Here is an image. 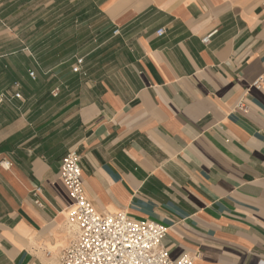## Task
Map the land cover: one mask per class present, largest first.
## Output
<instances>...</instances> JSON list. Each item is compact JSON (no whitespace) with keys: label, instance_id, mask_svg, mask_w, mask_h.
Masks as SVG:
<instances>
[{"label":"crops","instance_id":"0c3cea01","mask_svg":"<svg viewBox=\"0 0 264 264\" xmlns=\"http://www.w3.org/2000/svg\"><path fill=\"white\" fill-rule=\"evenodd\" d=\"M31 1L62 9L20 8ZM68 7L98 28L71 40L83 51L49 49L42 34L35 49L0 52V74L26 59L22 97L0 103V264H61L76 232L59 175L69 150L94 209L166 226L171 257L264 264V0ZM79 57L78 72L44 61Z\"/></svg>","mask_w":264,"mask_h":264},{"label":"built area","instance_id":"2783aa9c","mask_svg":"<svg viewBox=\"0 0 264 264\" xmlns=\"http://www.w3.org/2000/svg\"><path fill=\"white\" fill-rule=\"evenodd\" d=\"M212 34L213 31L205 34L202 41L207 43ZM82 64L83 58H76L72 70L80 71ZM29 76L34 78V72L29 71ZM6 97H22L18 81L0 94V103ZM59 175L72 200L67 219L76 227L74 238L60 251L61 264H196L189 254L171 257L162 244L166 226L133 218L125 211L98 213L84 193L79 154L75 150L62 155ZM35 202L41 204L39 200Z\"/></svg>","mask_w":264,"mask_h":264},{"label":"rangeland","instance_id":"374dc122","mask_svg":"<svg viewBox=\"0 0 264 264\" xmlns=\"http://www.w3.org/2000/svg\"><path fill=\"white\" fill-rule=\"evenodd\" d=\"M3 1L0 0V3ZM24 1L12 0L11 12L7 9L4 10L3 4L0 5V52L22 51L29 45L35 49L37 46H41V44H37V40L41 38L42 34H47L49 41L44 45L49 49L54 47L62 54H68L71 47L76 46L83 51V43L73 44L71 40L75 37L76 39L79 38V35L82 36L85 29L86 33L89 30H92L93 34L98 31L96 26H92V28L83 26L82 18L84 14L82 12L68 9V5L78 2V0H55V2H60L59 4L62 5V9L56 12L38 10L36 1L27 3L26 9L25 7L20 8ZM45 1L49 0H42V2ZM51 20L57 21L54 27L51 26ZM52 38L55 40L53 43L51 42ZM25 61L26 59L20 55L12 58V68H4L2 74H0V88L18 78L20 67L23 66ZM44 61L48 64L60 63L61 67L72 69L70 65H72L73 58L46 59Z\"/></svg>","mask_w":264,"mask_h":264}]
</instances>
